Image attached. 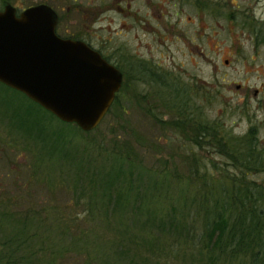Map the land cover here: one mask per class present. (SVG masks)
I'll return each instance as SVG.
<instances>
[{
	"label": "rangeland",
	"instance_id": "rangeland-1",
	"mask_svg": "<svg viewBox=\"0 0 264 264\" xmlns=\"http://www.w3.org/2000/svg\"><path fill=\"white\" fill-rule=\"evenodd\" d=\"M158 1L164 12L161 17L156 12L151 13L150 7L156 0H132L129 11L139 12L142 21L133 30L137 37L131 43H138L140 55L153 62L160 77L166 76L168 81L175 77L191 89L189 93L199 89L202 79L208 83L207 86L214 88V92L217 91L209 101L196 95L195 104L174 105L184 111L179 117L190 118L189 113L192 112L209 121L219 119L223 128H230L235 134H243L250 125H256L262 140L264 104H258L254 99H249V104H226L225 101L239 102L246 92L252 96V90L264 83V45L262 42L255 44L250 27L241 25V13L249 14L253 11L264 20V3L257 5L255 0H218L223 3L222 10L232 15L231 18H225L203 11L200 6L203 0L183 1L179 7L173 6L169 0ZM7 2L17 11L40 2L51 5L60 15L58 33L82 36L102 50L110 46L113 50H120L122 40L126 36L130 38L129 33L124 35L122 29L125 0H0V9ZM179 10L182 12L176 13ZM128 21L133 23V17ZM258 29L264 35V25ZM225 58L229 61L227 65L223 63ZM222 72L230 73H226V80H220ZM232 82L245 83L250 89L243 93ZM156 87L160 99L150 97V102L165 123H154L143 114L142 108L145 105L131 101L123 107H110L93 130L81 132L71 124L49 117L16 90L0 83V184L4 190L17 191L9 178L11 173L15 174L13 165L27 173L35 165L34 170L39 169L38 165L44 167L43 162H35L30 154L35 145L32 140L26 141L25 137L30 140L29 134L19 131L12 123L22 122L24 116L27 125L31 124L48 133L45 139L47 143L55 137L52 130L63 131L67 137L65 147L59 145V155H62L60 164L56 163L50 168L51 173L59 178L61 176L66 185L65 195L60 196L64 200L59 199V196L53 197L55 195H42L41 198L26 195L33 197L36 209L40 205L47 207L40 208L45 211L32 217L33 225L28 222L30 250H34L28 255L25 252L27 244L20 245L21 251L14 250L12 253L14 240L11 238L21 232L18 227L23 219L19 220L16 215H24L29 204L21 201L16 205L8 196L9 207L15 211L7 221L0 217V264H25L26 260V264H63L64 261L65 264H73V261L58 255L65 247L68 249L64 250V255L75 254L76 250L81 252L75 264H125L127 254L119 253L121 249H128L130 257L132 253L144 257V254L150 253L153 255L150 264H162L158 251L144 250L150 245L142 240L145 233L154 235L157 232H143L135 226L132 217L129 218L132 216L130 210L124 213L110 212L107 202L100 200L91 212L82 201L75 204L71 198V186L77 189L88 186L95 175L113 167L112 162L124 153L130 154L133 166L131 172L137 175L134 182L138 189H142L143 194L156 195L150 198L140 193L143 207L141 213L134 212L133 216L152 215L158 220L169 217L173 222L183 221L186 228L192 225L196 233L200 230L203 218L200 214L195 215L188 200L192 196L191 191L201 185L202 177L196 174H202L203 167L212 171L215 179L244 176V182L253 180L264 187V169L252 170L238 166L227 155L219 153L218 148L193 144L192 139L196 135L193 128L191 131L175 129V124L169 121L170 112H174V109L162 100L168 95L167 89L159 84ZM229 87L232 89L228 90ZM258 97L264 99V91ZM138 137L149 143L143 146L138 144ZM151 141L156 143L157 148L150 146ZM192 163L197 167L196 174V168L192 166L190 169ZM163 172L166 180H162L164 175H159ZM169 176H172L171 182L168 181ZM100 178L95 182L102 181ZM11 254L12 257L20 255V259H10ZM178 258L179 262L181 258L187 263L192 261L190 253L184 248L178 252ZM194 264L202 262L195 261Z\"/></svg>",
	"mask_w": 264,
	"mask_h": 264
},
{
	"label": "trees",
	"instance_id": "trees-1",
	"mask_svg": "<svg viewBox=\"0 0 264 264\" xmlns=\"http://www.w3.org/2000/svg\"><path fill=\"white\" fill-rule=\"evenodd\" d=\"M159 82L160 86L165 87L168 92V95L162 100L166 101L174 109V112H170L169 121L175 124V129L182 128L190 131L192 128L195 129L196 135L192 139L193 144L199 147L210 146L218 148L219 153L227 155L238 166H244L252 170L264 169V156L262 155L264 154V140L263 143L260 142L256 127L250 128L246 133L235 134L230 128H223L219 119L214 118L209 121L204 117L200 118L197 113L192 112L189 113L190 118L182 119L180 117L184 111H180V108H176L174 105L195 104L194 96L199 95L200 98L201 89L199 88L189 93L191 89L187 85L181 84L175 77L169 81L160 80ZM17 92L49 117L58 119L52 113L28 99L23 93ZM210 98L209 92L203 90V99L207 101ZM179 101L181 103L177 104ZM142 110L143 114L154 123L162 124L166 122L159 116L153 106L145 105ZM28 112L31 113L30 111ZM61 122L71 124L81 132H89L82 131L73 123ZM12 124L19 131H25L29 134L30 140L25 137L26 141L32 140L35 145L32 147L33 150L30 151V154L35 162L39 161L44 164V167L38 165V170H34L35 165L29 173L24 172L21 167L13 165L12 170L13 172L15 171V174L11 173L9 178L12 180V187L16 188L17 191L4 190V186L0 184V217L2 219L7 221L9 217L12 218L11 216L14 215L13 211L15 210L9 207L8 200L10 198L16 205L21 201H26L29 204L27 206L28 211L25 212L29 214L16 215L19 220L23 219L21 226L18 227L21 232L11 238L14 240L11 252H14V250L21 251L20 245L27 244L28 249L25 252L28 254L34 251L30 250L31 244L29 240L31 234H29L28 222L33 225L32 217L38 215L42 210L45 211V209L40 208H47L46 205H40L36 209V204L32 201V198L37 196L41 198L42 195L60 197L65 195L67 191L61 176L60 178L56 177L50 170L56 163L60 164L62 155H59L61 149L59 145L65 147L67 137L63 131L52 130L51 133L55 137L51 142L47 143L45 139L48 133L44 132L43 129L33 127L31 124L27 125L24 116H22V122L16 121V123ZM141 138L138 137V144L143 146L144 143H149L148 140ZM150 144L151 147L156 146L157 148L155 142L152 143L151 141ZM112 164L114 166L110 169L106 168L104 173L101 171L99 175H95L94 179H91L89 184H87L88 186H81L78 189L75 186H71V198L75 204L82 201L91 212L94 210L93 207L96 202H100V200L107 202L110 212L124 213L125 210H130L132 216L129 218L132 217L135 226L140 227L143 232L148 230L157 232L154 235L145 233V237L142 240L150 245L144 250L156 249L158 251L159 260L163 261L162 264H194L195 261L202 262V264H264V187L260 184L253 180L244 182V176H225L222 179H215L212 176V171H208L204 167L201 170L203 171L202 174H196L197 167L192 163L190 169L193 166V169L196 168L194 171L196 176L200 175L202 177L201 185L191 191L190 196H192L188 200L190 206L193 207L195 215L200 214L203 218L200 230L196 233L193 231L194 227L192 225H187L188 228H186L183 221L173 222L168 219L169 217L158 220L152 215L133 216L134 212L137 214L141 213L143 204L140 203V200L143 192L142 189H138L137 184L134 182V178L137 175L131 172L133 166L130 154L124 153L120 155L117 161L112 162ZM164 174L165 172L159 175ZM99 176L102 181L95 182ZM169 179L168 181L171 182L172 176H169ZM162 180H166L165 175L162 176ZM203 180L205 181L204 186ZM196 182L198 181L196 180ZM214 182L218 183L215 184ZM151 187L155 186L152 185ZM183 192L186 193V190H183ZM16 193L18 194L16 195ZM29 194L35 196H26ZM143 196L156 197V195H148V193L143 194ZM26 197H29V199ZM59 199L64 200L61 197ZM20 204L22 205L23 203ZM106 210L108 211V209ZM163 228L165 231H161ZM183 248L190 253L192 261L190 260L187 263L181 258V262H179L178 252ZM66 249L68 248H63L58 255H63L61 256L62 258L73 261V264L78 262L81 252L76 250L75 254L64 255L63 253ZM124 252L127 254V262L125 264H150L149 260L153 257L150 253L144 254L146 257L138 253H132L130 257L128 249L119 250V253ZM9 257L15 261L20 259V255L12 257L11 254ZM63 264H65V261Z\"/></svg>",
	"mask_w": 264,
	"mask_h": 264
},
{
	"label": "water",
	"instance_id": "water-1",
	"mask_svg": "<svg viewBox=\"0 0 264 264\" xmlns=\"http://www.w3.org/2000/svg\"><path fill=\"white\" fill-rule=\"evenodd\" d=\"M0 9V82L59 120L94 129L121 82L120 72L84 41L58 36V15L40 2Z\"/></svg>",
	"mask_w": 264,
	"mask_h": 264
},
{
	"label": "flooded vegetation",
	"instance_id": "flooded-vegetation-1",
	"mask_svg": "<svg viewBox=\"0 0 264 264\" xmlns=\"http://www.w3.org/2000/svg\"><path fill=\"white\" fill-rule=\"evenodd\" d=\"M148 1V0H146ZM173 6H178L181 5L183 1L187 0H169ZM257 5L264 3V0H255ZM131 2L132 0H125V5H123V9L125 10V14L122 18V29L124 30V35L126 33H129L130 38L128 39L126 36L124 40H122L120 50H113L112 46L106 47L104 50L99 48L96 45H92L87 39H84L82 36H77L74 34H68V35H62L58 33V24H60V15H58V21L55 26V32L58 36L61 37H66V38H72V39H79L84 41L86 44H88L91 48L95 49L96 51L99 52V54L111 65H113L121 74V82L120 86L117 91H115L113 99L107 109L109 110L110 107L112 106H122L129 104L131 101L133 102H138L140 105H147L152 107V103L150 102V97H157L160 99L157 95V84L160 85V80L162 81H168V78L164 76L163 78L160 77V75H157V72L155 71L156 66L153 65V62L149 59H145L140 55V52L138 50V43L132 44L131 40L136 39L137 34L135 33V30L137 28V25L140 24L139 22L141 20V16L139 12L135 11H129L131 8ZM8 3V2H7ZM158 0H156V3L151 5V13L156 12V15L158 17H161L164 15V12H162V4H160ZM6 3H4L5 5ZM11 4V3H10ZM3 5V6H4ZM203 8V11H206L208 14L212 15L215 14L217 16L225 17V18H231L232 15L228 11H223V3H221L218 0H203V2L200 5ZM179 7V6H178ZM16 9V8H15ZM121 9V7H119ZM55 10V9H54ZM18 13L19 11H15ZM132 12V14H131ZM182 12L181 10L177 11L176 13ZM134 15V16H133ZM130 17H133V23H130L128 19ZM241 17L243 18V21L241 22L242 26H249L251 31V38L253 42L256 43H263L264 45V35L263 32L258 29L261 26L264 25V20L261 18L260 15H256L255 12L251 13H241ZM258 27V28H256ZM132 31V33H130ZM110 39V38H109ZM223 63L227 65L229 63L228 59L225 58L223 60ZM227 72H222V75L219 77L220 80H226L227 79V74L230 75V73ZM246 81V79H245ZM202 84H199V88L201 89V99H203V90L210 91L209 95L211 96L210 99L207 101L211 100L214 98L216 95L217 91H213L214 88L207 86V82L203 81L202 79ZM1 83V82H0ZM233 84L236 85V88L241 90L243 93H245L247 90L250 89L249 86H247L245 83H239V82H232ZM3 84V83H2ZM4 85V84H3ZM6 86V85H5ZM8 87V86H7ZM10 88V87H9ZM137 88V89H136ZM209 88V89H207ZM232 88L229 87L228 90H231ZM219 91V89H218ZM264 91V83L258 87L252 90V96L249 92H246L244 96L242 97L241 101L236 102V101H225L226 104H249V99L250 101L252 99L256 100L258 104H264V99L258 97L259 94ZM185 95L183 96L184 99ZM29 99V98H28ZM223 99H227L223 97ZM144 101V103H142ZM205 101V100H204ZM141 102V103H140ZM159 103V102H156ZM155 104V103H154ZM142 105V106H143ZM105 112V114L107 113ZM104 114V115H105ZM104 117V116H103ZM252 127H256L258 130V126H253L250 125L245 133ZM259 133V132H258ZM263 139H259L260 142L263 143L264 136L262 137Z\"/></svg>",
	"mask_w": 264,
	"mask_h": 264
}]
</instances>
